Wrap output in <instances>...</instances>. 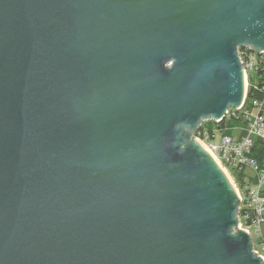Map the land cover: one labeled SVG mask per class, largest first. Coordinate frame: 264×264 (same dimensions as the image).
Here are the masks:
<instances>
[{
    "label": "water",
    "instance_id": "water-1",
    "mask_svg": "<svg viewBox=\"0 0 264 264\" xmlns=\"http://www.w3.org/2000/svg\"><path fill=\"white\" fill-rule=\"evenodd\" d=\"M239 48L264 0H0V264H264L193 139Z\"/></svg>",
    "mask_w": 264,
    "mask_h": 264
},
{
    "label": "built area",
    "instance_id": "built-area-1",
    "mask_svg": "<svg viewBox=\"0 0 264 264\" xmlns=\"http://www.w3.org/2000/svg\"><path fill=\"white\" fill-rule=\"evenodd\" d=\"M238 60L245 83V99L237 109H229L218 123L204 122L193 134L206 152L223 170L239 177L236 189L240 199L238 227L251 239L252 250L264 260V157H255L257 142H264V103L247 101L249 90L264 92V52L239 48ZM227 121L236 123L233 127ZM224 123L223 126L221 124ZM206 123H210L209 127Z\"/></svg>",
    "mask_w": 264,
    "mask_h": 264
},
{
    "label": "trees",
    "instance_id": "trees-1",
    "mask_svg": "<svg viewBox=\"0 0 264 264\" xmlns=\"http://www.w3.org/2000/svg\"><path fill=\"white\" fill-rule=\"evenodd\" d=\"M251 100H259L260 102L264 103V92H261V91L253 92L249 90L246 102L251 101ZM224 123L225 122H223L221 126H223ZM205 125L209 127L210 123H206ZM227 125L229 127H233L234 125H236V123L233 121H227ZM257 144H258V148L256 149L255 157L263 158L264 157V142H257ZM236 183L238 187L241 186L239 177L236 178Z\"/></svg>",
    "mask_w": 264,
    "mask_h": 264
},
{
    "label": "rangeland",
    "instance_id": "rangeland-1",
    "mask_svg": "<svg viewBox=\"0 0 264 264\" xmlns=\"http://www.w3.org/2000/svg\"><path fill=\"white\" fill-rule=\"evenodd\" d=\"M225 171L227 172L226 175L228 176L229 180H231V182L234 185L235 189L239 190L238 185L236 183V175L233 172H231L229 169L225 168ZM261 234L264 236V223L261 225Z\"/></svg>",
    "mask_w": 264,
    "mask_h": 264
},
{
    "label": "bare ground",
    "instance_id": "bare-ground-1",
    "mask_svg": "<svg viewBox=\"0 0 264 264\" xmlns=\"http://www.w3.org/2000/svg\"><path fill=\"white\" fill-rule=\"evenodd\" d=\"M218 164V163H217ZM223 170V169H222ZM222 172H224V175H226L227 174V172L225 171V170H223ZM226 177H228L227 175H226ZM231 181V180H230Z\"/></svg>",
    "mask_w": 264,
    "mask_h": 264
}]
</instances>
